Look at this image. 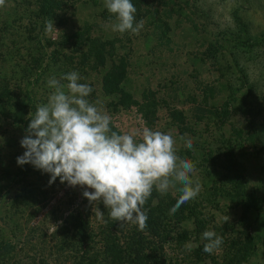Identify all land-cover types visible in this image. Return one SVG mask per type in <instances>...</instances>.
I'll return each mask as SVG.
<instances>
[{"label": "rangeland", "instance_id": "obj_1", "mask_svg": "<svg viewBox=\"0 0 264 264\" xmlns=\"http://www.w3.org/2000/svg\"><path fill=\"white\" fill-rule=\"evenodd\" d=\"M39 1L5 0L0 7V84L9 91H0V228L17 234L15 248H23L17 260L40 250L49 254L44 264H70L53 260L59 252L54 235L62 222L69 213L83 214L94 230L100 222L98 202L82 194L93 189L69 187L59 178L49 186L48 174L30 164L17 165L30 119L54 91L48 80L76 71L79 83L92 88L90 103L111 117L112 132L135 134L136 142L142 141L145 127L169 134L176 154L195 165L189 175L201 190L188 202L203 229L197 234L190 219L183 221L189 232L185 250L207 243L203 232L212 230L223 244L206 254L203 264H234L221 255H232L229 242L238 246L246 230L255 243L246 264H264V202L256 217L237 202L241 192L259 196L264 182V0H131L137 9L134 26L144 21L138 34L113 31L117 20L105 0H54L51 17L43 19ZM236 17L250 40L257 38L253 45L241 43L245 35ZM51 19L57 31L47 32ZM93 49L102 63L100 56H92ZM112 64L121 70L120 86L134 100L127 106L102 92L101 76ZM230 158L237 186L228 182L235 174L227 170ZM181 187L177 183L164 193L179 199ZM6 219L14 227L8 229ZM165 253L187 263L173 245ZM9 259L0 264H10Z\"/></svg>", "mask_w": 264, "mask_h": 264}, {"label": "clouds", "instance_id": "obj_2", "mask_svg": "<svg viewBox=\"0 0 264 264\" xmlns=\"http://www.w3.org/2000/svg\"><path fill=\"white\" fill-rule=\"evenodd\" d=\"M4 3L0 0V7ZM105 6L117 20L113 31L138 34L143 28L142 19L134 26L137 9L131 0H105ZM54 30L57 31L53 20L46 21V31ZM80 79L78 72L73 71L60 79L48 80L54 91L30 119L20 141L25 151L17 157V165L30 164L48 174L49 186L59 178L61 184L66 182L69 187L93 189L82 193L90 203L102 201L112 219L136 224L141 231L148 220L142 206L154 186L163 193L177 183L182 185V194L170 214L194 199L201 190L200 184L193 186L189 175L195 165L176 154L173 137L145 127L140 134L142 141L136 142L135 134L112 132L111 117L90 103L87 97L92 88L79 83ZM186 147H193L191 139ZM96 213L98 218L104 215L99 209ZM203 238L207 241L203 247L207 254L223 244V238L212 230H205Z\"/></svg>", "mask_w": 264, "mask_h": 264}, {"label": "trees", "instance_id": "obj_3", "mask_svg": "<svg viewBox=\"0 0 264 264\" xmlns=\"http://www.w3.org/2000/svg\"><path fill=\"white\" fill-rule=\"evenodd\" d=\"M53 5L54 0L39 1L38 11L41 19L51 17ZM235 19L245 35L241 43L246 46L253 45L257 38L250 40L246 25L238 17ZM261 36L262 34L258 37ZM80 37L77 36L78 39ZM92 53V56H100V63H102L101 53L95 49L92 50ZM238 71L239 74L242 73L240 70ZM121 76L122 73L119 67L112 64L109 71L101 76V89L103 93L115 96L116 103L123 107L127 106L128 103H133L134 100L120 86ZM6 85V83L0 84L1 93L6 94V92H9L5 88ZM28 97L29 92H26L25 100L28 101ZM13 115L17 116L18 114L14 112ZM228 115L229 113L226 112L223 118ZM222 119L219 123H222ZM224 141L228 147L229 157H233L229 143L227 140ZM227 170L230 173L232 171L235 173L228 178V182L237 186L239 178L232 158H230ZM5 192H7V189ZM177 200V195L171 196L168 193H161L153 187L150 197L142 206V210L148 216L147 227L143 231L131 222H118L112 219L102 201H98L97 207L104 215L100 218L98 225L95 226L97 227L95 230L91 229L93 225L83 214L69 213L68 217L62 222L58 233L53 234L57 238L56 246L59 250L54 254L53 260L62 258L63 262H69L70 264H181L180 261L165 253V248L173 245L174 249H177L182 258L187 261L184 264H203L204 257L207 254L203 251L205 242L200 241L190 251H186L184 243L189 232L182 226L183 221L190 219L193 224V231L200 234L203 229L202 220L197 215L196 208L190 202L183 204L175 214H170V209ZM237 202L242 210H252L256 217L264 202V182L260 186L259 196L249 197L241 192L238 195ZM6 223L8 229H11V226L14 227L11 219H6ZM16 237L17 234L7 233L6 230L0 228V262L4 261L6 257H10V264L47 263L44 262V259L49 254L45 256L40 250L35 252L34 257L31 258L27 257L25 253L21 254L18 261L16 252L17 250L22 251L23 248H21V245L15 248L14 239ZM228 247H231L233 254L227 256L226 251H224L221 255L223 260L228 259L227 262L234 261V264H246L247 259L255 249L254 236L249 231L244 230L243 239L239 242V245L236 246L234 240H231ZM211 262L215 263V260L212 258Z\"/></svg>", "mask_w": 264, "mask_h": 264}]
</instances>
